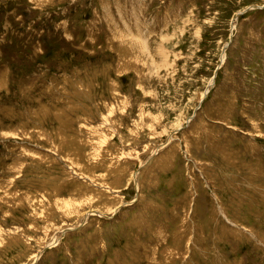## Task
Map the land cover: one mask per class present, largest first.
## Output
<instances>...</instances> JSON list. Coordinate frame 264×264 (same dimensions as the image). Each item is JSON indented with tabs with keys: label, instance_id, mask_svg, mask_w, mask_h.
Masks as SVG:
<instances>
[{
	"label": "rangeland",
	"instance_id": "1",
	"mask_svg": "<svg viewBox=\"0 0 264 264\" xmlns=\"http://www.w3.org/2000/svg\"><path fill=\"white\" fill-rule=\"evenodd\" d=\"M0 264H264V0H0Z\"/></svg>",
	"mask_w": 264,
	"mask_h": 264
},
{
	"label": "bare ground",
	"instance_id": "2",
	"mask_svg": "<svg viewBox=\"0 0 264 264\" xmlns=\"http://www.w3.org/2000/svg\"><path fill=\"white\" fill-rule=\"evenodd\" d=\"M51 245H52V244H50L49 246H51ZM49 246H48V247H49Z\"/></svg>",
	"mask_w": 264,
	"mask_h": 264
}]
</instances>
